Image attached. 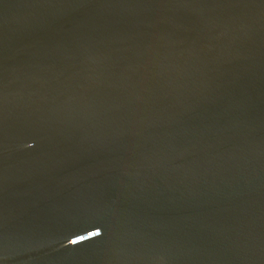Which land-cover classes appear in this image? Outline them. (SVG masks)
Here are the masks:
<instances>
[{"label":"water","instance_id":"water-1","mask_svg":"<svg viewBox=\"0 0 264 264\" xmlns=\"http://www.w3.org/2000/svg\"><path fill=\"white\" fill-rule=\"evenodd\" d=\"M0 264H264V0H0Z\"/></svg>","mask_w":264,"mask_h":264}]
</instances>
